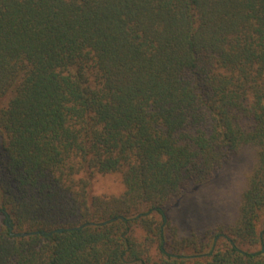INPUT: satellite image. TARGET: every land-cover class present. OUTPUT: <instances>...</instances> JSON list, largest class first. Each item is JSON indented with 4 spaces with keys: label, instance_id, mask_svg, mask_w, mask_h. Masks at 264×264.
<instances>
[{
    "label": "trees",
    "instance_id": "16d2710c",
    "mask_svg": "<svg viewBox=\"0 0 264 264\" xmlns=\"http://www.w3.org/2000/svg\"><path fill=\"white\" fill-rule=\"evenodd\" d=\"M245 149L233 221L184 235ZM0 264H264V0H0Z\"/></svg>",
    "mask_w": 264,
    "mask_h": 264
},
{
    "label": "rangeland",
    "instance_id": "374dc122",
    "mask_svg": "<svg viewBox=\"0 0 264 264\" xmlns=\"http://www.w3.org/2000/svg\"><path fill=\"white\" fill-rule=\"evenodd\" d=\"M254 161L255 157L250 149L235 154L211 181L200 188H189L179 204L172 203L184 235H189L192 230L203 235L209 227L233 221ZM118 180L115 174L105 176L99 180L98 190L109 195L117 193L121 189ZM207 190H212L215 203L204 198L203 191Z\"/></svg>",
    "mask_w": 264,
    "mask_h": 264
},
{
    "label": "water",
    "instance_id": "95a60500",
    "mask_svg": "<svg viewBox=\"0 0 264 264\" xmlns=\"http://www.w3.org/2000/svg\"><path fill=\"white\" fill-rule=\"evenodd\" d=\"M58 232H62V230H59Z\"/></svg>",
    "mask_w": 264,
    "mask_h": 264
}]
</instances>
